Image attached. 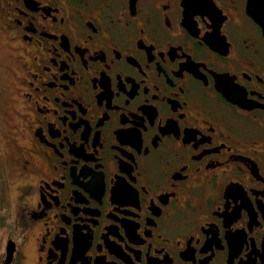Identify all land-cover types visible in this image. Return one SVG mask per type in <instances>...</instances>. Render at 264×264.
Wrapping results in <instances>:
<instances>
[{
  "label": "flooded vegetation",
  "instance_id": "1",
  "mask_svg": "<svg viewBox=\"0 0 264 264\" xmlns=\"http://www.w3.org/2000/svg\"><path fill=\"white\" fill-rule=\"evenodd\" d=\"M262 5L0 0V264H264Z\"/></svg>",
  "mask_w": 264,
  "mask_h": 264
},
{
  "label": "rangeland",
  "instance_id": "2",
  "mask_svg": "<svg viewBox=\"0 0 264 264\" xmlns=\"http://www.w3.org/2000/svg\"><path fill=\"white\" fill-rule=\"evenodd\" d=\"M10 53L8 46L4 44L2 36L0 35V66L9 67ZM11 86L10 72L7 69L0 67V148L6 146V136L9 132V124L12 122L10 118L13 117L11 104L8 101L9 89ZM8 145V144H7ZM6 150L10 155V161L16 158V153L13 148L7 147ZM8 155V156H9ZM6 161V159H5ZM9 161V162H10ZM7 163V162H6ZM1 171L3 165L0 164ZM16 171V167L11 168L7 163L5 179H0V223L3 225L0 228V258L3 255V248L5 246V239L8 231H13V211L9 207L11 202V182H13V176ZM13 233V232H12ZM10 240V239H9ZM11 241V240H10Z\"/></svg>",
  "mask_w": 264,
  "mask_h": 264
},
{
  "label": "water",
  "instance_id": "3",
  "mask_svg": "<svg viewBox=\"0 0 264 264\" xmlns=\"http://www.w3.org/2000/svg\"><path fill=\"white\" fill-rule=\"evenodd\" d=\"M264 3V0H252V3ZM262 9H264V6L262 5ZM255 13V11H254ZM254 21L257 22L258 24H260V26L262 27L263 29V33H264V18H260L258 17V15H255L254 16ZM11 250H12V246L11 245H8L7 246V249H6V253H7V257H6V264L9 263L10 261V257H11Z\"/></svg>",
  "mask_w": 264,
  "mask_h": 264
}]
</instances>
